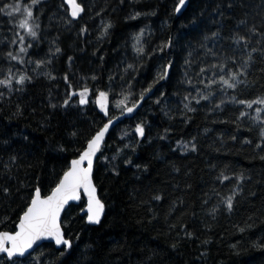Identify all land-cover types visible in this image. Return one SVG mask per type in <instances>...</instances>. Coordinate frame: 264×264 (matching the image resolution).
Listing matches in <instances>:
<instances>
[{
    "label": "trees",
    "instance_id": "16d2710c",
    "mask_svg": "<svg viewBox=\"0 0 264 264\" xmlns=\"http://www.w3.org/2000/svg\"><path fill=\"white\" fill-rule=\"evenodd\" d=\"M78 1L85 11L75 20L70 18L64 0H42L36 5L34 12L41 25L38 40L27 37L17 19L0 13V79L9 69L13 74L19 68L32 77L23 90H18L21 86L15 81L11 91L0 85V187H9L12 193H0V231L13 229L37 178L42 195L48 194L57 174L76 158L77 149L82 150L86 139L119 112L114 102L121 92L129 91L131 85L133 99L138 98L161 65L171 60L174 67L170 78L138 113L106 138L93 172L105 204L101 223L86 222L80 214L82 199L70 205L62 217L66 236L73 241L71 255L62 257L52 243H44L28 257L17 259L16 264H264V247L257 246L264 245V160L260 159L264 150L255 146L260 142L264 112L260 121L253 119L255 108L264 105L249 109L230 100L231 96L245 100L264 96V58L253 54L256 62L248 70L249 83L237 89L225 92L218 84L205 89L204 84L196 83L200 67L218 62L199 47L202 37L219 31L221 39L208 41L207 47L222 55L233 54L236 45L227 37L237 31L245 34L253 25L261 28L264 0H190L181 16L173 12L178 0ZM13 2L0 0V7ZM20 2L26 5L30 0ZM136 12L141 15L130 19ZM241 20L245 24L241 25ZM108 22L112 28L99 38ZM85 27L87 32H82ZM141 29L146 52L152 53L170 38L172 47L139 59L133 44ZM17 35H25L23 46L32 45L27 53H20L24 63L6 56L9 51L17 54L22 46L11 43ZM250 39V48L264 47V38ZM189 52L191 68L184 63ZM236 55L239 57L240 52ZM38 60L46 63L37 67ZM128 64L135 65V70L125 72ZM185 71L205 94L209 90L215 93L199 104L189 97L195 112L183 107L188 102L185 94L197 96L194 87L184 82ZM47 73L55 79H49ZM65 74L73 88L87 85L93 89L88 104L79 105L77 96L69 106L61 107L66 93L72 90L63 79ZM211 75V71L205 73L206 77ZM97 90L110 91L108 116L94 101ZM222 99L225 103L216 108ZM241 111L248 115L237 119ZM139 123L145 127L144 138L135 132ZM246 139L252 144L244 143ZM178 141L188 143L189 150ZM191 142L196 144V151L190 150ZM61 147L67 151L61 152ZM12 156L17 161L7 171L4 165ZM128 159L131 164L125 163ZM222 173L232 179L221 182L218 177ZM241 174L242 192L228 211L221 200L231 194L238 183L235 177ZM158 195L162 199H154ZM185 229L193 234L191 238L185 236ZM3 257L0 255V264H10Z\"/></svg>",
    "mask_w": 264,
    "mask_h": 264
},
{
    "label": "snow or ice",
    "instance_id": "6c2138e0",
    "mask_svg": "<svg viewBox=\"0 0 264 264\" xmlns=\"http://www.w3.org/2000/svg\"><path fill=\"white\" fill-rule=\"evenodd\" d=\"M42 0H30L29 3L22 4L20 0H14L13 3L4 4L3 7H0V13H5L8 17L18 20V27L22 29L27 37H30L32 40H38L40 37L41 25L39 23V17L35 15L34 8L36 5L41 4ZM123 2V0H121ZM65 3L69 6L70 17L71 19H76L84 13L85 8L82 3L78 0H65ZM190 4V0H178L174 5L173 12L181 13L185 10ZM63 6V5H62ZM232 5L229 4L228 7ZM154 14V13H153ZM141 13L136 12L130 19H135L140 16ZM222 15V13H221ZM22 17V18H21ZM71 19L68 20V23H71ZM241 25L245 24V21L241 20L239 22ZM112 28V23L108 22L104 24L103 30L99 38H103ZM82 32H87V28H82ZM144 36V30L141 29L138 34L134 36L135 43L133 44L134 51L137 54L139 59H143L145 56L151 57L156 51L163 53L165 48L172 47L171 38L163 45L159 46L158 49H154L152 53L146 52L142 38ZM251 36H260L264 38V24L261 25V28H257L256 25H253L247 30V33L241 34L240 32H235L227 39L232 41L236 45V48L233 49V54L231 55H222L220 52L214 51L212 48L207 47L208 41H217L221 39L219 31L211 32L210 34H205L202 39L203 43L199 47L205 49V56H212L218 60L215 63H209L205 66L199 68V71L196 73V76L199 77L196 81L198 84H204L205 89H210L212 85L218 84L222 91L227 89H237L241 84H248L249 81L246 79L248 76L249 68L256 62V57L254 53H258L262 58H264V47H249L251 44ZM25 35H17L11 43H19L22 45L19 47L17 54H13L12 51L6 53V56L10 60H17L20 63H24L20 53H27L31 44L23 46L25 44ZM260 43V41H258ZM61 49L56 48V52L59 53ZM240 52V56L236 55V52ZM189 58L185 59V65L188 68H191L193 61L191 60L192 52L188 54ZM69 62H71L72 57H69ZM51 61H47L50 63ZM229 62L232 66H230ZM37 67L45 64L43 60H38L35 62ZM174 67L173 61L169 60L166 64L161 65L160 71L153 78L152 83H150L146 88L142 89L138 95V98L133 99V93L131 92V85H129V91L121 92L122 99L116 102V107L120 110L121 115L126 113H133L142 102L145 100V97L149 93H153V89L163 80L170 78V71ZM235 67L237 70H233ZM130 69L135 70V65L128 64L124 69L125 72H128ZM211 71V77H206L205 73ZM264 71V69H262ZM49 79H55L51 73H47ZM185 83L192 85L197 93V96H192L191 93L185 94L184 99L188 101L184 103L183 107L187 112H195L196 109L191 107V100H195L197 104L201 100L208 101L211 99L215 93L208 91L205 94L204 89L196 87L193 79L189 77L188 71H185ZM245 77V79H241ZM123 78V77H121ZM32 77L26 74L19 75L18 77L14 76L11 72V69L8 70V75L4 79H0V85L5 86L9 91L13 90V81L16 84L20 85L21 88L18 90H23V86L26 82L31 81ZM68 87L72 89L66 93V98L63 100L61 107L69 106V102L74 97H79L78 104L86 105L89 100L88 97L93 93V89H90L87 85L83 86L80 89H75L68 82V76L65 74L63 77ZM93 80L96 79L95 76L92 77ZM114 77H109L111 81ZM207 79V83H205ZM96 103L98 104L101 111L105 116L109 115L108 101L110 96V91L97 90L96 91ZM161 96L164 95L163 92L160 93ZM191 97V100H189ZM198 97V98H197ZM3 98V93L0 92V99ZM231 102L246 106L251 109L253 105H264V96H258L255 99L245 100L238 99L236 96L230 97ZM131 101V106L129 103ZM155 103L159 104L160 99L158 98ZM225 101L222 99L220 103L215 105L216 108H219ZM51 107L56 108V104H51ZM256 116L253 118L254 121H260V114L264 112V108L256 107L255 108ZM167 115V112H165ZM248 114L244 111L239 113L237 119L247 116ZM113 124V119H108L106 123H103L101 127L94 131L85 141V145L82 150L77 149L76 158H73L68 163L67 167L62 171V173L57 174L54 181V186L51 187L47 195H42V188L39 184V178H37V183L31 188L30 194L25 199L23 205L20 207V211L17 213V220L14 221V227L11 231H0V254H4V259L10 261V264H16V260L19 258L26 257V254L30 255L29 250L33 249L34 245H37V242L42 240L54 241L55 245L58 246L57 250L60 251V255L63 257L65 255H71L73 249V241L68 238L65 233V229L62 226L61 214L65 210V206L68 205L70 201H79L82 198V194L87 198L86 209H81V211H86L87 221L90 224L99 225L101 223L102 217L105 213V204L100 199L97 194V186L93 181V167L94 160L97 158V154H102V148L105 143V137L109 132L110 127ZM251 130V129H249ZM168 130L166 129L165 132ZM207 131V130H206ZM135 132L139 137H145V127L143 123L136 125ZM72 136H76L77 133H71ZM233 140L236 139L235 136L232 137ZM259 139L260 142L255 146L258 149L264 150V126L259 129ZM7 143V141H5ZM185 151L189 150L188 143L178 141ZM244 143L252 144L251 140H245ZM125 147H130L126 145ZM134 150V149H133ZM190 150L196 151V144L191 142ZM61 152L67 151L66 148L61 147ZM123 151V149H121ZM107 160V157H104ZM112 159H116L115 156ZM261 160H264V156L260 157ZM17 161V157H10V163L5 164L4 168L7 171H10V164L14 165ZM125 163L131 164V159L125 161ZM139 167V166H137ZM176 171H179L176 169ZM118 174V173H117ZM218 179L221 182L228 181L232 179L227 175L221 174ZM237 180L236 187L232 190L230 195L225 196L221 203L227 208L228 211H232L234 207V200L236 196L242 192V189L239 187V182L244 180V176L241 174L235 177ZM19 189H17V192ZM0 193H3L5 196H10L11 189L9 187H0ZM219 195V193H217ZM154 199L160 200L161 196H155ZM175 205H173V210ZM216 208L212 209V212H215ZM7 223V219L4 221ZM243 231V229H241ZM192 233H189L185 229V236L187 238L192 237ZM79 239V237H77ZM205 243H207L205 241ZM258 247H264V245H257ZM176 245H173L175 248ZM63 249L62 251L60 249Z\"/></svg>",
    "mask_w": 264,
    "mask_h": 264
},
{
    "label": "water",
    "instance_id": "95a60500",
    "mask_svg": "<svg viewBox=\"0 0 264 264\" xmlns=\"http://www.w3.org/2000/svg\"><path fill=\"white\" fill-rule=\"evenodd\" d=\"M78 2H79V1H78ZM64 3H65V0H64ZM65 4H66V3H65ZM66 6H67V8H68V13H69V16H70V9H69V6H68L67 4H66ZM185 10H186V9H185ZM185 10H183V11H182L181 13H179V14H177V13H175V14H176L177 16H181ZM81 15H82V14H81ZM70 18H71V17H70ZM76 19H78V18H76ZM72 20H75V19H72ZM165 81H166V80H163V81H161L159 84H157L156 87L153 89V93H149V94L145 97V100L142 102L141 106H139V107L137 108V110H135L133 113H126V114H124V115H121V112H118V113L115 114L114 116L108 118V119H113V124H112V126L110 127L109 132H108V134H107L106 137H105V141H106L107 136L110 134V132H111L116 126H118L119 124H121L123 121H125V120H127V119L133 118V117L138 113V111L143 107L144 103H145L148 99L151 98V96L154 94L155 90H156L160 85H162ZM129 106H131V104H130ZM108 119H107V120H108ZM107 120H106L104 123H106ZM99 154H100V153L97 154V158L94 160L93 172H94L95 164H96V161H97V159H98V157H99ZM93 181H94V179H93ZM94 183H95V182H94ZM97 194H98V196H99L98 188H97ZM82 199L84 200V204H83L82 209H86L87 198H86V196H84L83 194H82V198H81V200H82ZM81 200H79V201H70V202L68 203V205L65 206V210H64V212L67 210V208H68L70 205H72V204H79ZM64 212L61 214V222H62V217H63ZM80 214L83 215V216L85 217V220H86V222L88 223V221H87V216H86V211H81V210H80ZM104 214H105V213H104ZM103 216H104V215H103ZM102 218H103V217H102ZM88 224H90V223H88ZM90 225H96V224H90ZM44 243H52L56 248L58 247V246L55 245V242H54V241H50V240H42V241L37 242V245H34V246H33V249H30V250H29L30 254H32L37 248H39V247H40L41 245H43ZM0 255H3V256H4V254H0ZM28 256H29V255L26 254V257H28ZM26 257H23V258H26Z\"/></svg>",
    "mask_w": 264,
    "mask_h": 264
},
{
    "label": "rangeland",
    "instance_id": "374dc122",
    "mask_svg": "<svg viewBox=\"0 0 264 264\" xmlns=\"http://www.w3.org/2000/svg\"><path fill=\"white\" fill-rule=\"evenodd\" d=\"M144 37V36H143ZM142 41H143V38H142ZM29 66H30V64H29ZM30 68H31V66H30ZM32 70V69H31ZM23 74H26V72L25 71H23L21 68H19L18 70H15L14 72H13V75L14 76H16V77H18L19 75H23ZM123 97H122V95H119L117 98H116V101L114 102V106H115V108H117L116 107V102L117 101H119V100H121ZM97 99V98H96ZM96 99H94V101H95V103H96ZM155 101L157 100V98L156 99H154ZM97 104V103H96ZM131 104V101H130V103H129V105ZM98 105V104H97ZM118 109V108H117ZM118 111L120 112V110L118 109Z\"/></svg>",
    "mask_w": 264,
    "mask_h": 264
},
{
    "label": "bare ground",
    "instance_id": "6f19581e",
    "mask_svg": "<svg viewBox=\"0 0 264 264\" xmlns=\"http://www.w3.org/2000/svg\"><path fill=\"white\" fill-rule=\"evenodd\" d=\"M111 117V116H110Z\"/></svg>",
    "mask_w": 264,
    "mask_h": 264
}]
</instances>
